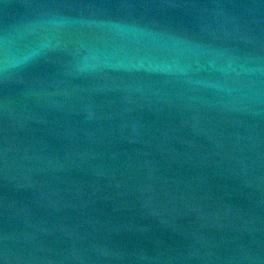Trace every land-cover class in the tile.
Masks as SVG:
<instances>
[{"label":"water","instance_id":"95a60500","mask_svg":"<svg viewBox=\"0 0 264 264\" xmlns=\"http://www.w3.org/2000/svg\"><path fill=\"white\" fill-rule=\"evenodd\" d=\"M0 264H264V0H0Z\"/></svg>","mask_w":264,"mask_h":264}]
</instances>
